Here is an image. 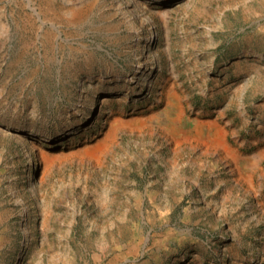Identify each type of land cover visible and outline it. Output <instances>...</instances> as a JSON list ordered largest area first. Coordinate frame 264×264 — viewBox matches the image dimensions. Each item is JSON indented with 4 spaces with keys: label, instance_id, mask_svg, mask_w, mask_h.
<instances>
[{
    "label": "rangeland",
    "instance_id": "rangeland-1",
    "mask_svg": "<svg viewBox=\"0 0 264 264\" xmlns=\"http://www.w3.org/2000/svg\"><path fill=\"white\" fill-rule=\"evenodd\" d=\"M0 264H264V0H0Z\"/></svg>",
    "mask_w": 264,
    "mask_h": 264
},
{
    "label": "bare ground",
    "instance_id": "bare-ground-1",
    "mask_svg": "<svg viewBox=\"0 0 264 264\" xmlns=\"http://www.w3.org/2000/svg\"><path fill=\"white\" fill-rule=\"evenodd\" d=\"M195 128H196L198 131H202V126H201V125L195 126ZM214 134H215V136H216V138L214 139L215 142L223 143V140H222V133H221L218 129H216V131H215ZM223 147L225 148V150L228 149L225 145H223ZM235 162H236V160H235ZM241 169H242V168H241Z\"/></svg>",
    "mask_w": 264,
    "mask_h": 264
}]
</instances>
